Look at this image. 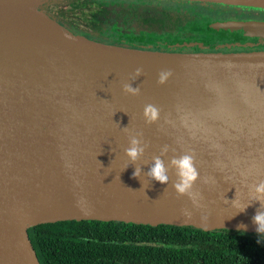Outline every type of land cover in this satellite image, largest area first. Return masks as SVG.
<instances>
[{
  "label": "water",
  "instance_id": "1",
  "mask_svg": "<svg viewBox=\"0 0 264 264\" xmlns=\"http://www.w3.org/2000/svg\"><path fill=\"white\" fill-rule=\"evenodd\" d=\"M60 1L0 0V264H41L29 230L65 221L264 237L252 221L264 201L255 189L264 181V20L210 24L232 39L227 46L256 50L170 51L74 31L45 6ZM174 1L264 14V0ZM124 84L140 93H125ZM147 104L160 109L151 124ZM138 132L147 147L133 162L125 149ZM187 152L195 154L199 206L177 194L174 168L167 184L147 175L154 156L169 166Z\"/></svg>",
  "mask_w": 264,
  "mask_h": 264
},
{
  "label": "trees",
  "instance_id": "2",
  "mask_svg": "<svg viewBox=\"0 0 264 264\" xmlns=\"http://www.w3.org/2000/svg\"><path fill=\"white\" fill-rule=\"evenodd\" d=\"M45 6L72 30L89 34L81 27L83 23L94 30L96 38L114 43H121L116 38L122 32L116 23L111 29L112 15L115 19L140 17L149 24L142 34L156 41L161 39L156 37L159 26L164 30L175 22L178 28L189 27L192 9H204L209 16L257 13L216 3L174 0H64ZM29 236L41 264H264V237L235 230L65 221L31 228Z\"/></svg>",
  "mask_w": 264,
  "mask_h": 264
},
{
  "label": "flooded vegetation",
  "instance_id": "3",
  "mask_svg": "<svg viewBox=\"0 0 264 264\" xmlns=\"http://www.w3.org/2000/svg\"><path fill=\"white\" fill-rule=\"evenodd\" d=\"M192 11L193 14L191 15V20H188L189 23H187L189 27L178 28L175 22H170L164 30H162L159 26L158 30H156V37L158 36L161 39L156 41H154L151 37H146L144 33L142 34V31L148 30L149 24L141 21L140 17L134 19L135 17L125 18L124 16H117L115 27L118 26L119 28H121L122 35H117L116 33L115 35L118 36L116 40L121 43L129 42L130 44H134L133 42H136L137 44H140L147 48L164 50L167 49L170 51L247 52L257 49L256 47L227 46L228 43L232 42V39L227 36L228 34L209 28V25L216 21L249 19L241 17L240 15L243 13H219L218 15L209 16L206 11L201 8H197L195 10L192 9ZM112 16L115 17V15ZM193 17L195 18L192 19ZM128 20H130L129 22L132 23L127 22ZM142 24H144L145 26ZM129 25H134L138 33L130 34V31L127 30V27ZM113 26L111 25V29H113ZM81 27L88 30V35H91L93 38L97 37L92 35L94 34V30L88 27L87 25L82 23ZM74 31L80 32L78 30Z\"/></svg>",
  "mask_w": 264,
  "mask_h": 264
},
{
  "label": "clouds",
  "instance_id": "4",
  "mask_svg": "<svg viewBox=\"0 0 264 264\" xmlns=\"http://www.w3.org/2000/svg\"><path fill=\"white\" fill-rule=\"evenodd\" d=\"M142 68L135 69L137 75L142 73ZM172 75V71L162 70L158 75V83H165L168 78ZM123 90L125 93H131L132 95H138L140 93V88H132L128 84L123 85ZM143 115L147 123L151 124L156 122L160 117V109L153 105L147 104L144 107ZM142 133H136L129 137L130 146L125 149L126 155L130 158L131 161L135 162L139 159L140 156L144 154L145 148L147 145L143 142ZM168 146L165 145L162 151H167ZM154 164L149 169L147 175L151 179H155L161 183L167 184L169 180L168 171L170 168L175 169L176 176L178 177L177 181L173 184L174 189L179 195H188L194 204L199 206L197 196L199 193H194L192 191L194 182L198 179L199 173L195 167V154L192 152H187L179 157H173L170 161V165L166 166L164 161L160 156L153 157ZM141 169L137 167L133 172V177L140 176ZM205 183H209L208 178H205ZM256 192L264 195V181H260L255 186ZM257 200H260V196L257 197ZM260 208H264V201L260 202ZM260 208L257 209L256 213L252 217L253 223L256 225L257 232H264V211H261ZM186 216H190L191 213L184 210ZM208 215L202 216V219H207ZM241 228L246 227L241 225Z\"/></svg>",
  "mask_w": 264,
  "mask_h": 264
},
{
  "label": "rangeland",
  "instance_id": "5",
  "mask_svg": "<svg viewBox=\"0 0 264 264\" xmlns=\"http://www.w3.org/2000/svg\"><path fill=\"white\" fill-rule=\"evenodd\" d=\"M200 11H201V10H200ZM240 16H241V17H245V18H249V19H257V20H262V19H263V20H264V14H263V13H260V12H257L256 14H254V13H252V14H250V13H247V14H241ZM111 21H112V23H110V24L113 26L114 23L116 22L115 17H112ZM129 21H130V20H128L127 22H129ZM129 23H132V22H129ZM127 30L130 31V34H137V33H138V32L136 31L134 25H129V26L127 27ZM127 43H129V42H127ZM133 43L136 44V42H133ZM137 45H139L140 47H145V46H142V45H140V44H137Z\"/></svg>",
  "mask_w": 264,
  "mask_h": 264
}]
</instances>
